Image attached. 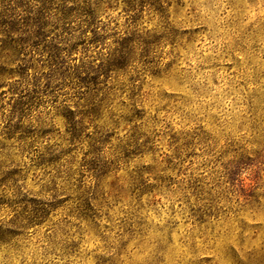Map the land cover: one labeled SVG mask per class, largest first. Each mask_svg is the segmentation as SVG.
Returning <instances> with one entry per match:
<instances>
[{"label": "rangeland", "instance_id": "obj_1", "mask_svg": "<svg viewBox=\"0 0 264 264\" xmlns=\"http://www.w3.org/2000/svg\"><path fill=\"white\" fill-rule=\"evenodd\" d=\"M40 2L0 0V264H264V0Z\"/></svg>", "mask_w": 264, "mask_h": 264}, {"label": "trees", "instance_id": "obj_2", "mask_svg": "<svg viewBox=\"0 0 264 264\" xmlns=\"http://www.w3.org/2000/svg\"><path fill=\"white\" fill-rule=\"evenodd\" d=\"M67 1H70V0H67ZM50 2V1H49ZM43 4V6H45L47 3H48V0H41V2ZM4 19V18H3ZM6 20L3 21V25H4V28L5 29H10V25H11V21L8 20L6 17H5ZM109 61V60H108Z\"/></svg>", "mask_w": 264, "mask_h": 264}]
</instances>
